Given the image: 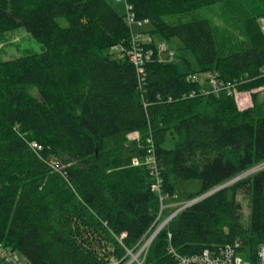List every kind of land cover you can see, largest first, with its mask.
Here are the masks:
<instances>
[{
    "label": "trees",
    "instance_id": "obj_1",
    "mask_svg": "<svg viewBox=\"0 0 264 264\" xmlns=\"http://www.w3.org/2000/svg\"><path fill=\"white\" fill-rule=\"evenodd\" d=\"M232 1L239 0H127L136 20L153 26L150 35L179 39L201 72L240 80L238 91L251 92L264 87L256 25L264 0H243L257 12L246 39L203 14ZM19 28L45 50L0 62V243L28 264L125 262L178 181H201L191 201L264 162L258 93L240 110L228 91L205 93L206 80L190 81L157 56L139 73L121 51L132 45V26L106 0H0V36ZM130 134L139 141L117 156L113 142ZM262 244L264 169L185 208L146 264H178L175 253L226 245L255 261Z\"/></svg>",
    "mask_w": 264,
    "mask_h": 264
},
{
    "label": "rangeland",
    "instance_id": "obj_2",
    "mask_svg": "<svg viewBox=\"0 0 264 264\" xmlns=\"http://www.w3.org/2000/svg\"><path fill=\"white\" fill-rule=\"evenodd\" d=\"M112 7H114L121 15H128L125 2H117L115 0H106ZM203 14L210 19V21L216 26L220 32L227 31V33L236 35L242 39H246L245 31L247 29V24L250 23V20L254 18L257 14L256 10L248 7L245 2L242 0L232 1L229 3H223L214 6L213 8L204 11ZM57 22L62 27H68L69 22L65 17H60L57 19ZM256 25L264 34V19H257ZM153 30L151 24H144L140 26L139 24H134L135 34L143 33L144 37H147L148 34ZM156 43L160 42L158 36H154ZM170 46L177 51L175 59L171 61V64L178 67V70L187 76H190L194 73L199 74L200 81L205 80V73L201 72L200 66L197 62L196 57L193 55L192 51L186 50L183 48V45L179 39H173L170 43ZM45 50L44 44L35 39L30 33H28L24 28H19L14 32H9L0 36V62L7 61L14 58H19L32 54H39ZM161 58L165 60L167 57L165 54L161 55ZM258 93V98L260 101H264V91L254 90ZM247 93L243 95L250 102L239 103L237 105L240 110H245L248 107V104L252 105V94ZM30 93L40 98V95L37 89H30ZM240 100V99H238ZM248 103V104H247ZM132 141H139L138 134H130L124 139H119L113 142L117 156L121 155V152L129 145ZM255 168V167H254ZM252 170V169H251ZM250 171V170H249ZM256 173L254 171L250 172L249 175ZM248 176V175H246ZM244 176V177H246ZM243 177V178H244ZM202 183L199 180L191 181H178L177 191L175 195L166 197V205L169 206V213L177 211L180 208L186 206L190 202V198L198 194L201 190ZM244 221L247 222L249 216V208L247 201H244ZM22 260H24L23 255L20 252H16ZM0 264H13L0 259Z\"/></svg>",
    "mask_w": 264,
    "mask_h": 264
},
{
    "label": "built area",
    "instance_id": "obj_3",
    "mask_svg": "<svg viewBox=\"0 0 264 264\" xmlns=\"http://www.w3.org/2000/svg\"><path fill=\"white\" fill-rule=\"evenodd\" d=\"M117 2H125L126 8L128 11V21L130 22L133 29V39L132 45L128 50L121 48V51H124L126 55L130 58L131 62L137 68L139 73L145 71V65L147 62L152 60L153 57L157 56L161 62L171 63L175 59L177 52L173 49L170 44L166 41L161 40L156 43L154 37L150 34L147 37H144L143 33L135 34L134 24L137 23L140 26L144 24H150L149 20L138 21L135 19L133 14V7L127 2V0H115ZM155 44V47L151 45ZM165 54L166 59L163 60L161 55ZM264 76V72L262 74ZM188 80L198 82L200 81V76L197 73H194L190 76H187ZM205 80L208 82L209 89L204 90L205 93H215L226 90L229 95L234 96L238 101L240 97L251 92H239L237 86L243 82L235 79L232 82H225L220 78L217 73H208L205 74ZM264 91V87L257 89V91ZM255 92V91H254ZM236 101V102H237ZM247 102H250L247 99ZM248 104V103H247ZM252 106L248 104V108ZM33 147L36 149H41V146L37 143H33ZM154 157L150 156L148 162H153ZM141 162L135 160V164H140ZM254 172H258L264 169V162L253 168ZM160 181H158V184ZM159 189V186H156ZM168 197V196H166ZM166 197L160 196V209L157 214L156 220L153 225L149 228L147 233L143 238L137 243L134 248H126V260L125 262H114V264H146V260L149 254V250L159 234L170 224V222L177 217L185 208H187L191 202L186 206L180 208L177 211L169 213V206L166 205ZM170 236V235H169ZM178 264H264V244L260 246V249L257 254V259L255 261L246 259L241 255L237 248L232 245H226L225 247L220 248L218 251H211L210 249H205L199 254L193 255H180L175 253ZM0 259L4 261H9L13 264H28L22 260L15 252L10 249L5 248L0 243Z\"/></svg>",
    "mask_w": 264,
    "mask_h": 264
},
{
    "label": "water",
    "instance_id": "obj_4",
    "mask_svg": "<svg viewBox=\"0 0 264 264\" xmlns=\"http://www.w3.org/2000/svg\"><path fill=\"white\" fill-rule=\"evenodd\" d=\"M253 170H254V169H252V170H250V171H247L246 173H244V174H242V175L236 177L235 179H233V180L227 182L226 184H224V185H222V186H220V187H218V188H216V189H214V190H212V191H210V192H208V193H206V194H204V195H202V196H200V197H198V198H196V199L191 200V201H190L191 204H194V203L198 202L199 200H202L203 198H205V197H207V196H209V195H211V194H213V193H215V192L221 190L222 188H224V187H226V186H228V185H230V184H232V183L238 181L239 179L243 178L244 176L249 175L250 172H252ZM191 204H190V205H191Z\"/></svg>",
    "mask_w": 264,
    "mask_h": 264
},
{
    "label": "crops",
    "instance_id": "obj_5",
    "mask_svg": "<svg viewBox=\"0 0 264 264\" xmlns=\"http://www.w3.org/2000/svg\"><path fill=\"white\" fill-rule=\"evenodd\" d=\"M160 41H161V40H160ZM239 99H240V100H238V101H239L240 104H241V103H242V104H243V103L246 104V102H247V98H246V97H243V98L240 97Z\"/></svg>",
    "mask_w": 264,
    "mask_h": 264
}]
</instances>
